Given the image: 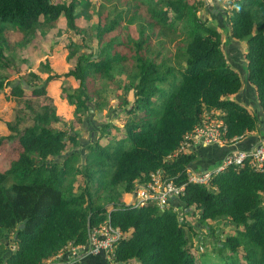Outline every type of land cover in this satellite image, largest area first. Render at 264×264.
Here are the masks:
<instances>
[{"label": "trees", "instance_id": "obj_1", "mask_svg": "<svg viewBox=\"0 0 264 264\" xmlns=\"http://www.w3.org/2000/svg\"><path fill=\"white\" fill-rule=\"evenodd\" d=\"M106 5L113 9L106 11ZM206 5V0H100L98 7L91 0H0V70L13 66L20 73L10 58L13 47L22 50L30 39L55 29L60 18L68 39L66 61L74 60L59 73L46 57L44 84L29 71L14 86L0 76V90L9 87V97L19 102L45 98L52 82L72 81L61 98L82 126L91 111L109 107L112 85L121 90L122 111L120 124H105L82 152L79 134L51 103L25 98L24 107L4 122L0 149L8 145L16 158L0 172V264H45L68 245L84 246L88 231L106 221L123 234L113 246V264H204L202 247L193 245L202 239L197 226L209 237L218 233L212 251L221 256L229 250L224 264H264V166L257 171L248 162L231 165L213 173L208 185H198L188 182L187 168H194L202 148L165 160L212 112L221 115L227 143L258 127L251 110L232 99L241 91V77L223 49L222 30L200 17ZM91 9L95 22L80 27L79 18L90 19ZM224 14L228 38L244 44L247 83L264 117V0H226ZM9 23L24 34L15 46L4 28ZM134 25L136 35L127 32L122 39L121 29ZM74 33L93 41L96 52H82L86 44L72 41ZM166 46L175 48L174 55ZM116 76L125 82L117 84ZM157 170L184 187L168 209L121 203ZM192 209L198 211L197 223L186 226L179 215L191 216ZM210 222L217 226L205 228ZM227 227L237 234L220 240Z\"/></svg>", "mask_w": 264, "mask_h": 264}, {"label": "rangeland", "instance_id": "obj_2", "mask_svg": "<svg viewBox=\"0 0 264 264\" xmlns=\"http://www.w3.org/2000/svg\"><path fill=\"white\" fill-rule=\"evenodd\" d=\"M64 0H53L54 3H60ZM207 5L206 8L201 13L200 17L202 20H207L209 24H213L217 27H219L224 35L223 38V49L228 54L230 53V49L228 46V42L230 41V44H236L238 45L241 50V58H243V51H244V44L240 42H236L232 40L231 38H228V32L226 30V24H225V14H224V4L226 0H206ZM92 6L98 7L100 4V0H91ZM113 9V5H106V11H111ZM89 16L91 18H85V15H81V17L78 20V24L80 27H87L89 28L94 22L95 17L93 15L92 9L88 11ZM137 25H134L132 27H129L128 29H121L120 34L121 38H126V33H130L131 35H136L135 33V27ZM4 28L7 30L6 35L9 38L10 43L15 46L16 44L20 43L23 39V33L17 29L16 24H5ZM64 28H65V22L63 18H60L57 22V27L49 32H47L44 35L37 36L35 39H30L26 46L22 50H17L16 46L13 47L14 51L10 54V58L13 60V63L15 66H17L18 71L20 73H16V71L11 67L9 71H3L0 70V76H5L7 81L10 83V85L14 86L21 82L22 77L27 74L29 71H33L39 74L40 80L38 82L39 85L44 84L47 75L44 73V60L46 57L50 58L51 66L54 71L56 72H65L66 70L70 69L74 65V60L67 62L66 61V51L64 50V46L67 45L68 39L64 35ZM85 38V39H84ZM72 41H74L76 44H82L83 41L86 44L82 48V52L86 53H95L96 48L93 43V41L88 40L83 35H71ZM229 40V41H228ZM229 44V45H230ZM158 49V48H155ZM169 50L172 55H174L175 48L171 46L168 48L166 46V50ZM231 54V59H232ZM174 61V60H173ZM231 62V61H230ZM237 71H239L236 68ZM117 77V76H116ZM126 77L121 76L117 77L116 81L117 84L119 82H125ZM68 86H74V82L72 81H60V82H52L50 85H48L47 94L45 98L38 97H25L26 99H35V103L42 104V103H51L57 108V114L60 115L64 123L69 125L73 128L74 133L79 134L80 139V146L77 151L82 152L83 148L90 142H92L95 138L98 136V132L105 124H115L118 125L120 122L118 121L119 117L122 114V111L118 109V96L121 95V90L114 88L112 85L108 87L107 91V100L109 102V107L106 109H103L102 111H91V113L85 118V121L83 122L82 126H78L73 122L72 119V108L68 106L64 101H62L61 94H62V88L68 87ZM23 88L26 89V86L23 85ZM9 87L3 88L0 90V117L2 121H0V136L6 135L7 130L5 127L4 122L10 121L13 119L14 111L17 107H24L23 101L25 98L19 99V102H16L11 97H9ZM27 90V89H26ZM128 98H130V94L128 95ZM23 100V101H22ZM251 112L256 115L257 112L254 109H251ZM29 118L25 119V123L29 122ZM16 158V153L14 150H12L11 147L8 145H4L2 149H0V172H3L6 170V168L10 165V163ZM130 196V194H129ZM129 202V197H125L121 203L124 205H127ZM194 212L191 216L187 215H179V220L185 223L186 226H195L197 223L198 218V211L195 209H192ZM180 213V211H177ZM216 227V223L210 222L205 225V228L208 226ZM222 225H220V228L222 229ZM225 228V227H224ZM197 231L202 237V239L198 242L194 240L193 245L198 247H202L204 254L205 263L204 264H224L226 260H229L230 258V252L228 249L223 251L221 253V256L219 253H214L213 250V243L215 242L214 237H209L205 231L204 227L197 226ZM242 228H238V230H241ZM222 232V231H221ZM223 235L220 236V240L225 238L229 235H236L237 229L233 227H227L224 229ZM202 252V251H201ZM107 264H110L107 262Z\"/></svg>", "mask_w": 264, "mask_h": 264}, {"label": "built area", "instance_id": "obj_3", "mask_svg": "<svg viewBox=\"0 0 264 264\" xmlns=\"http://www.w3.org/2000/svg\"><path fill=\"white\" fill-rule=\"evenodd\" d=\"M220 116V113L215 112L205 115L203 120L184 136L179 148L174 153L169 154L165 160H173L179 154H191L199 148L227 146L238 141L239 139H236L227 143L223 139L226 129ZM246 162L254 170L263 169L264 143H258L248 151L231 152L213 169L194 170L191 167L187 168L188 182L208 185L213 173H218L231 165L242 168ZM183 189V186L176 185L172 179L164 176L163 171L157 170L147 182L135 184L127 206L139 208L155 204L159 210L164 211L169 208L170 201L182 195ZM121 238H123L122 232L113 228L106 221L99 229L88 231V240L84 246L68 245L55 257L46 261L45 264H68L72 260L99 254H103L107 262L113 264L111 261L113 246Z\"/></svg>", "mask_w": 264, "mask_h": 264}, {"label": "crops", "instance_id": "obj_4", "mask_svg": "<svg viewBox=\"0 0 264 264\" xmlns=\"http://www.w3.org/2000/svg\"><path fill=\"white\" fill-rule=\"evenodd\" d=\"M228 42L229 55L231 65L241 77L242 87L241 91L232 97L233 100L247 107L249 110L254 109L258 121L257 129L239 139L235 143L227 146H210L203 147L199 151V159L194 170L213 169L217 167L225 157L233 151H248L258 143H264V117L261 114L259 104L257 102L255 90L247 83V72L245 69V61L241 58L242 50L236 44ZM212 147V148H211ZM107 260L103 254L97 256H86L76 260L69 261L68 264H106Z\"/></svg>", "mask_w": 264, "mask_h": 264}, {"label": "water", "instance_id": "obj_5", "mask_svg": "<svg viewBox=\"0 0 264 264\" xmlns=\"http://www.w3.org/2000/svg\"><path fill=\"white\" fill-rule=\"evenodd\" d=\"M186 211H188V210H186ZM25 223H26V221L23 222V224H21V225L19 226V229H20V230L24 228ZM88 230H89V227H88ZM13 239H14V240L17 239V236H14ZM8 243H9V242L7 241V242L5 243V246H7Z\"/></svg>", "mask_w": 264, "mask_h": 264}]
</instances>
